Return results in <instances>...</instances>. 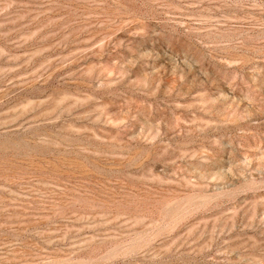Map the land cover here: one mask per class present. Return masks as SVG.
Listing matches in <instances>:
<instances>
[{
  "label": "rangeland",
  "instance_id": "rangeland-1",
  "mask_svg": "<svg viewBox=\"0 0 264 264\" xmlns=\"http://www.w3.org/2000/svg\"><path fill=\"white\" fill-rule=\"evenodd\" d=\"M0 264H264V0H0Z\"/></svg>",
  "mask_w": 264,
  "mask_h": 264
}]
</instances>
